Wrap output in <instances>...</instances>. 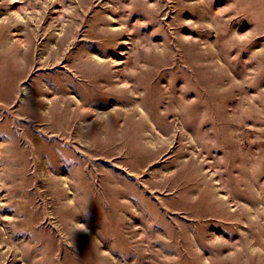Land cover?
Listing matches in <instances>:
<instances>
[{
  "label": "rangeland",
  "instance_id": "374dc122",
  "mask_svg": "<svg viewBox=\"0 0 264 264\" xmlns=\"http://www.w3.org/2000/svg\"><path fill=\"white\" fill-rule=\"evenodd\" d=\"M0 264H264V0H0Z\"/></svg>",
  "mask_w": 264,
  "mask_h": 264
}]
</instances>
